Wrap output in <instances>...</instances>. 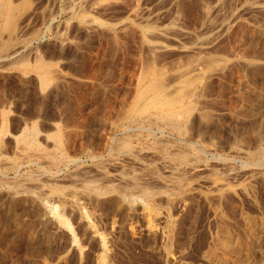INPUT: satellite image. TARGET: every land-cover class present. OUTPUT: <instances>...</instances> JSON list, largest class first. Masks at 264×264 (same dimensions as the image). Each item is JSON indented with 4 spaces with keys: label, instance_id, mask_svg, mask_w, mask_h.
<instances>
[{
    "label": "rangeland",
    "instance_id": "obj_1",
    "mask_svg": "<svg viewBox=\"0 0 264 264\" xmlns=\"http://www.w3.org/2000/svg\"><path fill=\"white\" fill-rule=\"evenodd\" d=\"M0 264H264V0H0Z\"/></svg>",
    "mask_w": 264,
    "mask_h": 264
},
{
    "label": "bare ground",
    "instance_id": "obj_2",
    "mask_svg": "<svg viewBox=\"0 0 264 264\" xmlns=\"http://www.w3.org/2000/svg\"><path fill=\"white\" fill-rule=\"evenodd\" d=\"M40 63V62H39ZM38 68L40 69V70H43V68L41 67V65H38ZM45 71V70H44ZM40 83H41V85L42 84H44V83H46V81H47V77H46V75L45 74H43V75H41L40 76ZM152 82H154V81H152ZM157 84H158V81H157V83H152V84H148L147 83V88H146V86L144 87L145 88V91L146 92H148V90L151 92V91H153L154 89H157L158 88V86L159 87H161L160 85H158L157 86ZM45 85V84H44ZM143 90V89H142ZM158 90V89H157ZM142 92V91H141ZM149 93V92H148ZM159 93V92H158ZM150 94V93H149ZM140 95V94H139ZM160 95H162L163 96V94H160ZM185 95V94H184ZM144 96V95H143ZM156 96V95H155ZM165 96V95H164ZM140 97V100L142 99V94H141V96H139ZM138 97V98H139ZM156 97H159V94L156 96ZM155 98V97H154ZM154 98L151 100L153 103H154ZM165 98H167V99H169V100H167V99H165ZM165 98H163V97H159L158 98V102L160 103V107H161V110H159L160 111V113L158 112V114H159V116H160V119H162V121L163 120H166L168 123H169V121H172V120H175V118L177 117V116H180V113H181V110H179V109H175L174 107H175V102H177V101H179V102H181V100H179V99H177V98H175V99H177V101H175L174 102V100L172 101V99L170 100V98L169 97H165ZM173 98V99H174ZM144 99V98H143ZM180 99H181V97H180ZM182 99H184V98H182ZM186 99V98H185ZM139 100V99H138ZM155 100H157V99H155ZM151 101H149V102H151ZM156 102V101H155ZM185 102V101H184ZM153 103H149V104H153ZM157 103V102H156ZM158 104V103H157ZM177 104H178V102H177ZM184 104V103H183ZM153 105H156L155 103L153 104ZM181 106H182V104H181ZM149 107V106H148ZM177 107V106H176ZM159 109V108H158ZM182 109H183V107H182ZM187 110V109H186ZM183 111V110H182ZM186 113V112H185ZM188 116V115H187ZM157 118H159V117H157ZM177 119V118H176ZM159 120V119H158ZM179 120V119H178ZM175 123V122H174ZM170 124V123H169ZM172 124H173V122H172ZM171 125V124H170ZM175 125V124H174ZM173 127V126H172ZM169 128V127H168ZM177 128V127H176ZM34 129V128H33ZM179 129V128H178ZM178 131H180V129L178 130ZM175 132V131H174ZM31 135H36V132H35V129L33 130V132H32V134ZM31 138H32V140H33V137L32 136H30ZM36 137V136H35Z\"/></svg>",
    "mask_w": 264,
    "mask_h": 264
}]
</instances>
